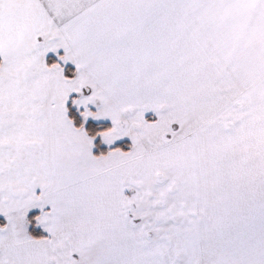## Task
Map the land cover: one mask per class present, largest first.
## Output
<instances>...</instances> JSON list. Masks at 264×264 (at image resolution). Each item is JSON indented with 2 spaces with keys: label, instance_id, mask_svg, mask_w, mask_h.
<instances>
[{
  "label": "snow or ice",
  "instance_id": "obj_1",
  "mask_svg": "<svg viewBox=\"0 0 264 264\" xmlns=\"http://www.w3.org/2000/svg\"><path fill=\"white\" fill-rule=\"evenodd\" d=\"M0 264H264V0H0Z\"/></svg>",
  "mask_w": 264,
  "mask_h": 264
}]
</instances>
